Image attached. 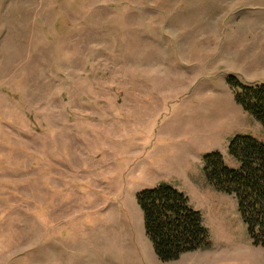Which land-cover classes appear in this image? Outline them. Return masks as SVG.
Segmentation results:
<instances>
[{"label":"rangeland","instance_id":"rangeland-1","mask_svg":"<svg viewBox=\"0 0 264 264\" xmlns=\"http://www.w3.org/2000/svg\"><path fill=\"white\" fill-rule=\"evenodd\" d=\"M263 27L264 0H0V264H264L203 174L264 145L228 82L264 85ZM158 186L207 248L157 259L137 195Z\"/></svg>","mask_w":264,"mask_h":264},{"label":"trees","instance_id":"trees-1","mask_svg":"<svg viewBox=\"0 0 264 264\" xmlns=\"http://www.w3.org/2000/svg\"><path fill=\"white\" fill-rule=\"evenodd\" d=\"M228 82L233 88L235 103L264 128V85L240 86L232 77ZM228 152L240 163V169H227L219 154H211L203 160L204 178L217 192L235 197L252 244L264 249V145L250 137H235ZM137 205L145 236L158 260L174 261L183 254L209 246L199 214L172 188L158 186L145 190L137 195Z\"/></svg>","mask_w":264,"mask_h":264},{"label":"crops","instance_id":"crops-1","mask_svg":"<svg viewBox=\"0 0 264 264\" xmlns=\"http://www.w3.org/2000/svg\"><path fill=\"white\" fill-rule=\"evenodd\" d=\"M264 28V27H263ZM253 60V64H252V66H253V68H254V72L255 71H257V67H259V66H257V67H255V64L257 63H259V61H261V59H252ZM264 79V78H263ZM246 81L248 82V83H250V84H253V87H254V82L255 81H257V83H255V84H258L257 86H259L260 84L262 85L264 82H259L258 80H255L254 82H250L251 80H248V79H246ZM262 81H264V80H262ZM259 82V83H258ZM256 86V87H257ZM242 118H244V117H242ZM244 121H245V119H243Z\"/></svg>","mask_w":264,"mask_h":264}]
</instances>
